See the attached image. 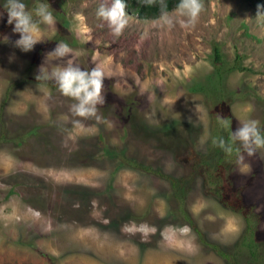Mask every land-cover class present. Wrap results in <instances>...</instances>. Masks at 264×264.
<instances>
[{"label": "rangeland", "instance_id": "obj_1", "mask_svg": "<svg viewBox=\"0 0 264 264\" xmlns=\"http://www.w3.org/2000/svg\"><path fill=\"white\" fill-rule=\"evenodd\" d=\"M23 2L63 13L31 52L13 46L14 25L0 34V264H264V149L238 163V145L226 154L216 143L241 119L264 134V14L246 0H203L194 27L177 8L169 27L127 9L115 37L96 15L105 0ZM64 17L81 68L99 62L111 75L99 121L74 125L54 82H15L36 78ZM247 215L263 251L254 261Z\"/></svg>", "mask_w": 264, "mask_h": 264}, {"label": "clouds", "instance_id": "obj_2", "mask_svg": "<svg viewBox=\"0 0 264 264\" xmlns=\"http://www.w3.org/2000/svg\"><path fill=\"white\" fill-rule=\"evenodd\" d=\"M145 6L159 4L164 23L173 27L175 18L167 12V4L164 0H141ZM126 0H105L97 9V17L104 21L115 37L123 35L130 22L127 12ZM177 9L185 16V27H194L201 13L205 9L203 0H179ZM258 11L264 13V5H258ZM3 8L7 12L8 25H14L12 31L19 34V39L14 42V47L22 52H31L37 43L44 42L45 28H55L56 18L54 10L48 2H40L31 10L23 0H5ZM3 13H0V18ZM14 55V54H13ZM71 57L65 61V58ZM13 57H10V60ZM62 61L53 65L51 62ZM95 67L82 69L77 62L76 54L67 43L59 41L55 49L47 53L45 63L39 68L36 80L39 82H54L60 93L73 101L70 111L75 119L74 125L82 120L101 119L99 109L105 104V78L111 75L101 63L95 62ZM222 125L227 124V119L217 115ZM259 122L254 119H241L239 126L230 133V142L220 138L217 146L226 154L233 152V145H238V163L243 162L244 156L252 157L258 150L264 149V134Z\"/></svg>", "mask_w": 264, "mask_h": 264}, {"label": "trees", "instance_id": "obj_3", "mask_svg": "<svg viewBox=\"0 0 264 264\" xmlns=\"http://www.w3.org/2000/svg\"><path fill=\"white\" fill-rule=\"evenodd\" d=\"M248 1L250 4L254 5L257 9H258V5H264V0H246ZM164 2L167 4V12L174 9V8H177V4L179 3V0H164ZM128 7L127 9H131L134 14L137 16V18H141V19H144V18H154L156 16H158L159 14H161V11H160V7H159V4L157 3L156 5H153V6H145L141 0H129V3H127ZM58 11H60L61 13H63L61 11V9L59 10H56L53 14H55L56 16H58ZM264 14V13H263ZM9 25L7 23V16L5 15L4 18H3V22L0 26V34L2 31L8 29ZM68 21L67 19L64 17L63 20L60 21V23H58V30L59 32H57L55 34L54 37L51 38V40L49 41V45H51L52 43H55L57 41H63L67 44H71L72 41L74 42V39H72L71 41L69 39H66V35H68ZM45 46V43L41 44L40 46H38V49L34 52V55L32 57V61H35L38 59V56L40 55V51L41 49ZM212 64L213 66L215 67V71L216 73L219 72V68H220V65L222 63V53L220 51V48L219 46L214 43L212 45ZM215 74V73H214ZM213 74V75H214ZM212 75V76H213ZM217 76H220L221 74L217 73L215 74ZM27 80H36L35 77H29V78H26V77H21L20 78V81L19 79L15 82H23V81H27ZM45 84L47 85H51L53 82H44ZM202 85L197 84V87L198 89L200 88V90H204V87H201ZM196 87V88H197ZM208 91H212L213 89L212 88H207ZM221 92V89L220 91H214L212 92V96L215 98L218 96V93ZM213 98V99H214ZM163 130V129H162ZM32 132V131H31ZM164 133V131H163ZM172 186H174V191H178L180 193H182L181 189H183L181 186H179L177 184V182H172ZM245 231L243 233L244 235V242H243V245H246L248 250H249V258L254 261V259L257 260V257H262V254H263V251L261 248H259L256 244V241H255V236H254V225L257 223V221L253 218V216H250V215H247L245 216Z\"/></svg>", "mask_w": 264, "mask_h": 264}]
</instances>
